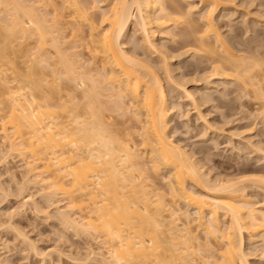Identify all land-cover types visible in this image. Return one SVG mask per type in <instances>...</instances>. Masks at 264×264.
<instances>
[{
  "label": "bare ground",
  "instance_id": "obj_1",
  "mask_svg": "<svg viewBox=\"0 0 264 264\" xmlns=\"http://www.w3.org/2000/svg\"><path fill=\"white\" fill-rule=\"evenodd\" d=\"M184 2L0 0V111H5L0 118L7 149L27 155V184L41 186L43 200L52 206L62 195L69 201L63 209L56 206L62 227L104 237L110 258L96 257L100 262L118 257L124 264H251L245 235L253 243L264 234V175H216L212 167L204 169L194 151L191 155L177 143L171 124L182 106L172 105L155 61L147 60L157 59L170 84L174 82L168 59L176 53L160 45L158 35L180 36V47L209 63L207 83L220 80L224 88L237 83L238 93L258 104L264 121L263 49H249L260 59L231 51L236 40L225 38L217 26L219 0ZM103 3L109 9L99 11ZM188 7L198 12L197 21ZM213 8L212 16L205 17ZM131 25L141 35L145 59L127 49ZM178 83L173 89L183 90V101L204 123L202 137L208 136L215 126L199 103L207 96L198 99ZM245 140L240 142L255 148L263 161L261 142L256 147L258 143ZM241 144L232 145L238 154ZM251 191L262 202L253 203ZM77 212L82 217H75ZM114 234L120 239L114 240Z\"/></svg>",
  "mask_w": 264,
  "mask_h": 264
},
{
  "label": "rangeland",
  "instance_id": "obj_2",
  "mask_svg": "<svg viewBox=\"0 0 264 264\" xmlns=\"http://www.w3.org/2000/svg\"><path fill=\"white\" fill-rule=\"evenodd\" d=\"M184 1L185 0H181L182 4L187 5ZM219 1L221 2L220 3L221 6L218 7L219 13L217 12V16L218 18H220V21L218 20L219 21L218 24L221 26H219L218 24L217 26L218 28H220L219 31H221L220 33L223 36L228 35L225 38H228L229 40L231 39L234 41L236 40L235 47L234 49L231 48L233 49L231 51L234 52V54L236 52V55L238 56H240V54L241 56L251 55L250 57L253 59L256 58L257 56L255 57L256 54L250 51L251 49L255 48L256 50V49L261 48V50L263 49L262 51L264 52V16L262 17V15H264V0H232V1L231 0H227V1L219 0ZM178 3H180V1ZM195 3H198V1H196ZM182 4L181 6L183 7ZM103 5H106V6H103L99 11L106 10V7L108 6V4L103 3ZM107 8L109 9V6ZM258 11L260 14L257 13ZM97 14L98 15L96 16V18H98L100 13L97 12ZM221 16L224 18H222ZM193 18L195 20L199 19L198 12ZM245 20L247 22H245ZM248 22H251V23H248ZM134 29H135L134 25H131L128 30L127 39L125 40L127 44L126 45L127 49L136 51L138 55H140V58L145 59V57L147 56H145L144 51L141 49L143 46V42L141 43V35L139 34V32L137 33L136 29L135 30ZM246 30H248L247 32L249 33H246ZM174 31L177 32V30H174ZM162 37L163 36L158 35V43L159 44L164 43V45H166L170 49L171 51L170 54H172V52L173 54L176 53L175 55H171L174 58L170 57L168 59V66L173 72V73L171 72V76H173L174 82H171L170 84L167 78V75H165V72H164L165 70L163 71V69H165L163 68L164 66L159 65V61L157 59L152 58L153 60H151V59H148L150 58L148 56L147 60L155 61L153 62V64L156 65V70L160 71L159 75H161V79L163 81L164 86L166 87L165 89L167 90L168 97L172 105L177 104L179 105V108L180 106H182L180 108L181 111L180 110L177 111L178 108L174 111L175 114L172 118L171 125H173L172 127L176 128L175 130H173L176 133H172L174 136V139L178 141L177 143H180V144L182 143L183 147H185V149L188 150V152L191 155L192 153H194L193 155H197L198 159L200 158V160H202V165H205L206 168L204 167V169H207V168L209 169L212 167L214 171L211 170L212 168L210 170L214 174L216 173V175L221 173L222 175L220 174V176L227 175V177L229 176L232 178L233 176L234 178H238L239 175L240 177L243 175H248V174L250 175V173L251 175L254 173H257V174L259 173L261 175L262 174L264 175V160L262 161V156L261 155L258 156L257 153H255L254 151L255 148L252 147L251 149V147H246L243 144L244 140L247 138V139H250L252 143H255L254 144L255 146H256V143H258L257 141L261 142L262 146L260 143H258L257 144L258 146L256 147H260V146L264 147L263 145L264 144V121L262 120V116L259 113L260 111L258 108L259 107L258 104L255 101H251L253 99H251L250 96L249 97L251 100L247 96H245V99H244V97L241 96L243 93L241 95L239 94L241 93L239 92V90H241V87H239L240 85L238 84V87L240 88L238 90L237 83L236 85L231 84L234 82H231V83L229 82L230 84L226 83L227 89L224 88L225 85L221 84L225 82L221 81L220 83V80L211 79L210 81L212 83L208 84L207 83L208 80H206L205 77L206 76L208 77L210 74L208 72L209 63H207V61L204 58H203L204 60L201 59L202 58L201 56H198V55L196 56V54L187 53V49L186 48L183 49L184 45L180 47L184 43V41H181L182 39L180 38V36L179 37L171 36L172 38L170 37V39H169V35L168 36L164 35L166 39ZM173 40L175 41V43L173 42ZM239 42L241 43V46L239 45L240 47L237 45V43L239 44ZM179 48H181V50ZM241 49L242 51H240ZM244 51H245V54H244ZM239 52H242V53L239 54ZM248 52H250L249 53L250 55L246 54ZM258 58L260 59L261 57H257V59ZM179 77L180 78L182 77L181 82L179 81L180 80ZM177 81H179L180 83H178ZM175 83L182 84L181 86L190 90L191 92H194L198 99L201 96L203 97L207 96L206 100L208 101L204 100V101L199 102L201 103V108H202L200 109H201L203 116H205V119L208 117L207 118L208 122L212 123L211 125L215 126L214 128H216L217 131L213 128L211 129L212 131L208 132V136L202 137L203 132H205L204 130L205 126L204 127L202 126V124L204 125V123L202 122V120L199 121L197 117L198 115H196L197 114L196 110L192 108V106L190 105L188 106V104L183 101L182 99L183 90L180 87H177V89H173V87L175 86ZM223 88L226 90H224ZM178 92L179 93L181 92V93L179 94ZM67 94L68 93H66V95ZM239 95L241 96V100L243 102L240 100ZM240 101L242 103H240ZM181 102H184V103H181ZM242 104H244V106ZM1 105L2 104H0V106ZM257 109L259 112H257ZM0 112L2 113L1 114L2 116L5 115L4 114L5 111H0ZM182 112H185L183 114H186V115L187 113L190 114L189 120H187L188 117H186V115L185 116L183 115V117L181 118ZM256 114H258L257 115L258 117L256 116ZM1 115L0 117H2ZM129 117L130 116H127L125 117V119L126 118L128 119ZM1 119L2 118H0V156L5 159L4 160L5 162H3L2 158H1L2 161L0 159V185H1L0 188L4 187L6 191L4 190V188H2L3 189L2 191L0 189V193L2 192L0 194L1 195L0 196V264H76V262L78 261H84V262H87V264H106L104 263L105 261L104 262L102 261L103 262L102 263L100 262V260H102L103 258L108 261V259L110 258L109 253H108L109 244L103 243L105 239L102 235H100V237L102 236L101 239L99 235L98 236L95 235V237H93L94 235L92 236L90 234L86 235L82 233L81 235H78L76 232L74 231L72 232L71 231L72 229L71 230L67 229L68 230L67 231L66 227H62V223L57 215L56 206L58 205L59 207H62L63 209L66 206V204H68L69 201L64 196L62 197L61 195V197H57L53 200L55 203L52 202V206H51V202H46L45 200H43V193H41L42 191L40 188L41 186L27 184V180L30 177L27 172V167H26L27 165L25 166V164H27L26 163L27 155H24L25 157H23L17 152L12 153L11 151L10 152L8 151L9 147L7 149V146H9L8 145L9 143L6 138L5 139L7 142L4 140V136L2 134L3 132L1 131L3 130L2 129L3 120L1 122ZM184 119H186L187 121ZM123 120L124 119H122V121ZM188 130H189V133H188ZM214 130L215 132L214 134H212ZM234 135H236V137H233ZM171 139L175 141L173 137H171ZM3 140L5 143L3 142ZM240 141H243V142H240ZM229 143L231 144V146ZM240 144L244 146H241V149L242 148L243 149L240 152L241 154H238L239 152L234 150L233 149L234 147H232V145L235 147L236 146L238 147ZM238 148H240V146ZM247 148L250 152L247 150ZM191 151H194V152L191 153ZM1 153L2 154L4 153V157ZM208 154H209V158L211 159V162L209 158H207L209 160L205 158L206 156H208ZM259 159L261 161H258ZM28 162H29V159H28ZM243 169L245 172L243 171ZM241 172L243 173L241 174ZM22 179H26V181L24 182V180ZM17 183H19L18 186H17ZM21 184L22 186H24L23 187L24 189L22 188L23 191H21L22 189H20ZM18 187L20 190H18ZM5 192L7 195L5 194ZM21 193H22V196H21ZM249 193L251 194L250 197L251 198L253 197L252 199L250 198V200L253 203L262 202L261 196H258V195L254 196L253 191ZM30 197L32 198L31 200L32 202L30 203L28 202L27 207L26 206L22 207L21 204L24 203L23 201H25V199H28ZM17 208H19L20 211ZM14 210L15 211L18 210L19 213L17 211L15 214V212H13ZM77 213L78 214H76L77 216L75 215V217H78V215L80 217L81 214L79 212ZM8 223L11 225H9ZM18 230L19 231L21 230V231L19 232ZM22 231L25 233H23ZM19 235L21 237H23L22 235H25L24 237L28 238V239L25 238L27 241L25 242V239L21 238ZM260 235L261 233L257 235V237H260V238L255 237L257 240L255 239L256 242H253L254 244L251 242V238L249 237V235L248 234L245 235L247 239L246 240L247 252L249 255H251L249 258L251 259L250 260V263L252 262L251 264H261V261L264 260V250H263L264 234L262 233V235L261 236ZM252 240L254 241L253 238ZM29 244L31 247L30 246L28 247ZM32 245L35 246L37 251L33 250ZM93 251L95 254L93 253ZM100 251L102 252L101 257L99 256ZM96 257H99L100 260L99 258L96 259Z\"/></svg>",
  "mask_w": 264,
  "mask_h": 264
},
{
  "label": "snow or ice",
  "instance_id": "obj_3",
  "mask_svg": "<svg viewBox=\"0 0 264 264\" xmlns=\"http://www.w3.org/2000/svg\"><path fill=\"white\" fill-rule=\"evenodd\" d=\"M205 7H208V6H205ZM213 11H214V8L211 11L206 12L205 17L212 16ZM188 14H191L192 17H195V15H196V13L193 11L192 7H188ZM186 17H187V14H185V16H183V17H178L177 19H185ZM260 150L264 151V147H262ZM222 187H227V186H222ZM113 239L114 240L120 239L119 234H114ZM76 264H87V262L78 261V262H76ZM106 264H124V261H122L118 257H116V259L114 261L106 262ZM261 264H264V260L261 261Z\"/></svg>",
  "mask_w": 264,
  "mask_h": 264
}]
</instances>
